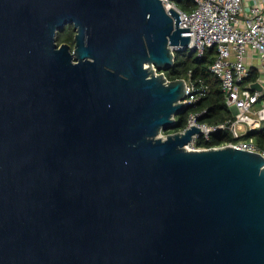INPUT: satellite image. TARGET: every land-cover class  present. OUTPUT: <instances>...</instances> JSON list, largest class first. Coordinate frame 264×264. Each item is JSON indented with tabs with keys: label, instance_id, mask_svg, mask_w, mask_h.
<instances>
[{
	"label": "water",
	"instance_id": "water-1",
	"mask_svg": "<svg viewBox=\"0 0 264 264\" xmlns=\"http://www.w3.org/2000/svg\"><path fill=\"white\" fill-rule=\"evenodd\" d=\"M180 22L163 0H0V264H264L263 155L161 136L189 109L164 74L194 52Z\"/></svg>",
	"mask_w": 264,
	"mask_h": 264
},
{
	"label": "built area",
	"instance_id": "built-area-1",
	"mask_svg": "<svg viewBox=\"0 0 264 264\" xmlns=\"http://www.w3.org/2000/svg\"><path fill=\"white\" fill-rule=\"evenodd\" d=\"M194 9L181 10L173 1L163 0L169 11L175 8L180 13V27L190 28L184 36H190L189 48L203 58L208 50H216L210 73L215 76L225 97V104L233 117L216 124L202 121L203 111L189 113L185 130L195 126L201 128L187 146L190 151H203L222 147L260 153L255 139L240 140L247 132L260 128L264 122V91L253 90V71L248 66L249 54L261 62L264 73V3H256L249 13L245 12L243 0H191ZM178 49L175 48V52ZM187 98L183 101L188 108L204 101L210 94V86L189 74ZM260 106V108H258ZM243 129H247L245 134ZM185 130L181 131L184 132ZM228 132L234 141L219 145L210 144L215 134Z\"/></svg>",
	"mask_w": 264,
	"mask_h": 264
},
{
	"label": "trees",
	"instance_id": "trees-1",
	"mask_svg": "<svg viewBox=\"0 0 264 264\" xmlns=\"http://www.w3.org/2000/svg\"><path fill=\"white\" fill-rule=\"evenodd\" d=\"M185 2V3H184ZM181 10L190 12L194 9V4L191 0H181L174 2ZM58 45L69 44L72 47L75 45V30L73 26H68L64 31L58 34ZM175 53V66L165 72L168 81L178 79L188 80L189 74L195 79L204 80L210 86L209 96L202 102L198 103L195 108H189L186 113L179 115L176 118L177 124L166 134L178 133L185 130L189 113L192 110L203 111L206 113L202 117L203 122L216 124L232 117V112L225 104V97L221 90L218 79L210 73V66L215 60L216 50H208L203 58L197 56L196 53L187 50L184 52ZM264 101V95L262 97ZM250 137L255 139V144L260 151H264V122L260 128L249 132L240 140H246ZM234 141L233 137L228 132H220L213 136L210 144L206 146H219Z\"/></svg>",
	"mask_w": 264,
	"mask_h": 264
},
{
	"label": "crops",
	"instance_id": "crops-1",
	"mask_svg": "<svg viewBox=\"0 0 264 264\" xmlns=\"http://www.w3.org/2000/svg\"><path fill=\"white\" fill-rule=\"evenodd\" d=\"M256 3L263 4L264 0H243L245 12L249 13L250 9ZM260 65H261V62L259 61V59H257L256 56L251 57V55L249 54L248 66H250L252 68V71H253V82H254V84H257V83L260 84L263 87V91H264V73H262ZM258 108H260V106H258ZM232 117H233V113H232ZM232 117H230V118H232ZM245 131H247V129H243L242 132L245 134ZM248 133L249 132H247L244 136H246Z\"/></svg>",
	"mask_w": 264,
	"mask_h": 264
},
{
	"label": "rangeland",
	"instance_id": "rangeland-1",
	"mask_svg": "<svg viewBox=\"0 0 264 264\" xmlns=\"http://www.w3.org/2000/svg\"><path fill=\"white\" fill-rule=\"evenodd\" d=\"M185 3V2H184ZM59 41V39H57V42ZM60 42V41H59ZM175 52V51H174ZM168 134H166V133H163V134H161V136L162 137H166Z\"/></svg>",
	"mask_w": 264,
	"mask_h": 264
}]
</instances>
